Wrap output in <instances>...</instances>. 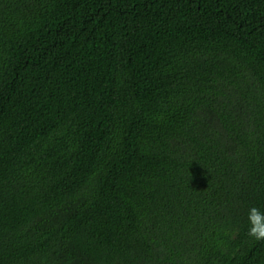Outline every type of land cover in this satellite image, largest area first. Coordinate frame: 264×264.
Wrapping results in <instances>:
<instances>
[{
  "label": "trees",
  "instance_id": "1",
  "mask_svg": "<svg viewBox=\"0 0 264 264\" xmlns=\"http://www.w3.org/2000/svg\"><path fill=\"white\" fill-rule=\"evenodd\" d=\"M264 0H0V264H264Z\"/></svg>",
  "mask_w": 264,
  "mask_h": 264
},
{
  "label": "clouds",
  "instance_id": "2",
  "mask_svg": "<svg viewBox=\"0 0 264 264\" xmlns=\"http://www.w3.org/2000/svg\"><path fill=\"white\" fill-rule=\"evenodd\" d=\"M248 235L255 241H264V212L251 207L248 212Z\"/></svg>",
  "mask_w": 264,
  "mask_h": 264
}]
</instances>
